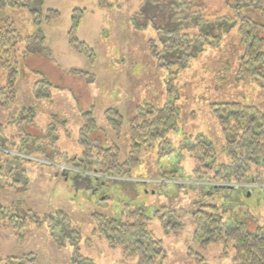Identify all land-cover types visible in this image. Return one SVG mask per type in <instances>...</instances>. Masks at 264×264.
Listing matches in <instances>:
<instances>
[{
    "label": "rangeland",
    "instance_id": "obj_1",
    "mask_svg": "<svg viewBox=\"0 0 264 264\" xmlns=\"http://www.w3.org/2000/svg\"><path fill=\"white\" fill-rule=\"evenodd\" d=\"M109 3L102 9L97 0H35L31 8L0 10V29L11 24L17 31L11 60L19 71L15 102L8 110L0 107V121L12 141L11 150L0 153V205L15 207L29 222L17 233L0 221V264L29 254L38 257V264H137V258H125L121 247L95 232V215L122 219L127 207L148 216L149 229L165 250L159 264H195L188 258L190 248L208 264H234L231 242L206 249L193 244L192 215L213 206L225 229L243 225L250 232H264V170L251 165L245 183L235 180L228 149L234 137L212 112L215 104L238 102L264 114V77H238L244 54L241 18L264 26V0ZM75 9L86 11L78 36L95 51L94 66L69 48ZM51 10L60 12V18L37 25L34 12ZM177 23L191 25L184 33L197 38L191 56L176 54L178 64L173 57L160 61L152 44L161 50ZM39 29L43 40L28 43L26 38ZM183 60L184 68L179 65ZM72 70L89 73V78ZM8 73L0 70V89ZM47 89L50 97H44ZM139 107L166 108L173 114L167 135L176 151L172 156H160L159 138L143 150L132 178H97L93 163L67 164L96 152L86 146L94 134L98 146L118 145L123 162L130 150V121ZM110 108L123 116L120 137L106 121ZM87 111L93 112L98 129L83 140L81 115ZM198 141L214 146L217 164L227 167L222 175L213 165L212 170L199 167L193 156ZM257 175L263 183L258 178L251 182ZM179 225L182 229L174 231Z\"/></svg>",
    "mask_w": 264,
    "mask_h": 264
},
{
    "label": "trees",
    "instance_id": "obj_2",
    "mask_svg": "<svg viewBox=\"0 0 264 264\" xmlns=\"http://www.w3.org/2000/svg\"><path fill=\"white\" fill-rule=\"evenodd\" d=\"M34 1L0 0V10L31 8ZM97 1L102 9L110 7L109 0ZM85 13L86 11L81 9H75L72 12L68 45L72 51L85 57L94 66L96 64L95 51L86 42L80 40L78 36ZM195 15L192 19L197 18H195ZM34 16L36 24L40 26L42 19L48 23L58 20L60 12L53 10L48 11L46 14L34 12ZM176 25V28L167 33L161 50L156 44H152V54L160 61L176 54L191 56L189 53L193 50L197 38L184 33V29H189L191 25L188 23H184L185 26L183 27L181 23ZM37 33L35 36L26 38L27 42L31 43L37 38L43 40L44 37L40 36L42 33L40 29ZM238 34L244 47L238 77L243 79L255 75L264 77V26L242 17ZM17 41L18 35L13 25L10 24L0 29V70L9 72L6 86L0 89V107L6 110L10 109L18 95V65L11 60ZM173 58L176 60L174 63L178 64L177 60L180 58ZM184 63H186L185 60L180 61L179 65L184 68ZM71 72L89 78V73L78 70H72ZM43 84L46 87L51 86L48 81H44ZM47 90L49 93L44 97L51 96L50 89ZM212 112L224 132L227 135L232 134L234 137L228 148L234 160L233 163H235L233 176L237 182L245 183L247 181L245 179H248L246 174L251 173V165L264 170V114L253 106H246L238 102L215 104L212 106ZM27 113L34 112L31 110L23 111V114ZM172 117L173 114L166 108L139 107L130 121V150L123 162L120 158L121 148L118 145H107L104 148L98 146L94 134V141L92 143L86 142V146L91 150L95 149L96 152H93L92 155H86V159L72 158L67 161V164L71 163V166L74 167L76 163H93V171L96 173L97 178L108 176L132 178L135 170L140 166L143 150L151 146L157 139H162L161 157H169L176 152L172 141L167 138ZM81 118L84 122L81 131L84 140L95 132L98 126L92 111L84 112ZM105 118L109 128L120 137L124 126L121 112L115 108L107 109ZM6 129L5 124L0 121V153L11 150L12 141L6 137ZM193 156L197 159L200 168H209L213 165L212 168L220 170V175L223 173L222 169L227 168L217 164L216 151L210 143L198 141L193 147ZM212 168L207 170H212ZM1 176L0 174V180ZM170 176H174V174L171 173ZM258 176L250 177L253 184L257 182L256 178L260 180ZM260 182L263 183L262 180ZM207 208L209 210L200 209L192 215L195 228L193 244L196 247L206 249L214 244L231 242L235 251L233 255L234 264H264V232L262 230L250 232L243 225L231 226L225 229L223 220L214 215L216 208L213 206ZM15 212V207L12 210V207L6 208L0 205V221H6L10 230L20 233L29 226V222L26 218L19 217ZM123 216L122 219H115L101 214L95 215V232L103 236L111 246L121 247L125 258L135 257L137 258V264H159L161 259L165 257V250L162 241L158 240L149 229V218L145 211L127 207L123 212ZM159 217L163 226L167 227L169 224L165 215ZM172 228L177 231L182 229V225L173 226ZM21 237L23 238V236ZM188 258L194 260L195 264H208L205 258L197 253L194 248L188 250ZM4 264H38V257L35 254L20 258L9 257L4 260Z\"/></svg>",
    "mask_w": 264,
    "mask_h": 264
},
{
    "label": "built area",
    "instance_id": "obj_3",
    "mask_svg": "<svg viewBox=\"0 0 264 264\" xmlns=\"http://www.w3.org/2000/svg\"><path fill=\"white\" fill-rule=\"evenodd\" d=\"M66 169V167L65 166H63V170L62 171H64Z\"/></svg>",
    "mask_w": 264,
    "mask_h": 264
}]
</instances>
